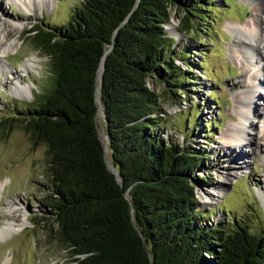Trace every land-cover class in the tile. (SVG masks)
Instances as JSON below:
<instances>
[{"label":"trees","instance_id":"obj_1","mask_svg":"<svg viewBox=\"0 0 264 264\" xmlns=\"http://www.w3.org/2000/svg\"><path fill=\"white\" fill-rule=\"evenodd\" d=\"M180 2L84 0L67 25L34 24L24 33L49 61V89L0 118V128L14 125L33 147L46 146V230L76 264H264V233L207 224L194 194L201 158L160 136L161 95L149 82L178 104L193 79L189 62L185 70L174 62L164 30ZM184 11L183 29L191 13Z\"/></svg>","mask_w":264,"mask_h":264},{"label":"rangeland","instance_id":"obj_2","mask_svg":"<svg viewBox=\"0 0 264 264\" xmlns=\"http://www.w3.org/2000/svg\"><path fill=\"white\" fill-rule=\"evenodd\" d=\"M83 2L0 0V31L8 34L7 43L15 44L6 56L0 52V118L17 116L19 108L36 103L49 89V61L29 45L25 31L34 24L65 26ZM178 4L169 8V23L174 29L169 30L168 23L164 30L174 40L170 46L174 62L182 70L183 62H189L193 79L185 82L187 91L180 94L182 101L178 104L162 85L149 82L161 95L160 136L174 144L190 145L201 158V170L196 175L202 185L194 189V194L196 209L202 211L207 224H220L223 229L233 223L247 225L251 232L263 234L264 11L257 13L254 5L264 8V0H181ZM185 8L191 11L186 13L190 25L183 29ZM254 19L260 21L262 43L259 45L256 36L259 46L251 44L255 55L249 54L246 59L237 39L243 29L254 32ZM27 62L32 66L25 69L23 64ZM247 89L254 90L252 98ZM240 100L252 110L242 132L244 140L227 144L224 136L228 129L240 123ZM96 124L107 149V164L112 168L101 109ZM45 158L44 144L33 147L14 125L9 130L0 128V229L5 222L22 225L19 231L0 239V264H76L46 230L50 214L44 201L49 185ZM234 163L238 170L232 167ZM228 173H233V178L220 194L215 188ZM207 192L219 196L209 201L204 199ZM9 201L18 209L9 212Z\"/></svg>","mask_w":264,"mask_h":264},{"label":"bare ground","instance_id":"obj_3","mask_svg":"<svg viewBox=\"0 0 264 264\" xmlns=\"http://www.w3.org/2000/svg\"><path fill=\"white\" fill-rule=\"evenodd\" d=\"M256 4H259V3H256ZM255 7V10L258 12L260 11H264V8H258V6L254 5ZM256 13V14H257ZM1 16V15H0ZM254 32L252 30H248V29H243V31L239 32V38L237 39V44L239 47L243 48L244 49V53H245V57L246 59L249 57H251L250 55H255L253 53V51L255 50V47L253 46H250L251 44H254L256 46H259L262 42H261V39L262 37L260 36L259 34V28H260V21L259 19H254ZM170 24V28L169 30H172L174 29V24L173 23H169ZM168 24V25H169ZM9 25V24H8ZM8 34L5 33L3 34L2 31H0V52L2 55H7L10 50H12L15 46L14 42H6V37ZM256 36L259 37L260 39V43L259 45L256 43ZM247 41L248 44L245 42ZM250 54V55H249ZM255 58L258 60L257 56H255ZM249 59V58H248ZM103 63H101L100 67H99V70H98V73H97V83L99 84V80L101 79L100 75L102 74V68H103ZM32 65L30 64V62H27V63H24L23 64V67L25 69L27 68H30ZM259 85V83H258ZM261 87V85H260ZM253 89H247L245 92L249 94V98H252L253 97ZM244 93V92H243ZM97 95H98V90H97ZM20 96H23V95H20ZM243 96V94H242ZM247 98H245L246 100ZM246 101H249L248 99ZM246 101H243V100H240L239 101V112L238 113V116H239V122H237L236 125H231L230 128L228 129V132L227 134L224 136V139L225 141L227 142V144H234V143H239V142H242L244 140V134L242 133L244 128H245V125H246V122H247V115L251 113V108H250V105H248V103ZM251 126V123H249ZM228 151H230V149H228ZM237 164L235 165L232 164V167L235 168L236 170H238V167H236ZM244 167H240V169H242ZM233 173H228L226 174L225 178L220 182V183H217V187L215 189L218 190V192L223 193L225 192V187H227L226 183L231 180L233 178ZM226 185V186H225ZM2 187V184H0V188ZM219 195H216V193H213V192H207L206 195H205V198L204 199H207L209 201H212L213 199L217 198ZM11 205H9V209L8 211L10 212L11 209L12 210H17L18 209V205L9 201ZM22 225H15L13 224L12 222H5L4 226L1 227L0 229V239L5 238L7 235L15 232V231H19L21 229Z\"/></svg>","mask_w":264,"mask_h":264},{"label":"water","instance_id":"obj_4","mask_svg":"<svg viewBox=\"0 0 264 264\" xmlns=\"http://www.w3.org/2000/svg\"><path fill=\"white\" fill-rule=\"evenodd\" d=\"M107 51H108V50H107ZM107 51H106V52H107ZM100 80H101V79H100ZM95 100H96L97 102H99V98H98V96H97L96 91H95ZM105 148H106V147H105ZM105 148H104V156H105V159H106V151H105V150H107V149H105ZM108 168L112 170L111 167L108 166Z\"/></svg>","mask_w":264,"mask_h":264}]
</instances>
